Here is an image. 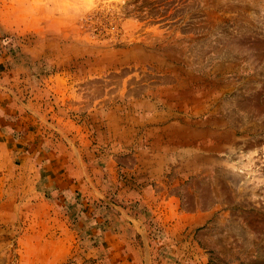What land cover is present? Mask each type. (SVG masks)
Returning a JSON list of instances; mask_svg holds the SVG:
<instances>
[{
	"label": "rangeland",
	"instance_id": "374dc122",
	"mask_svg": "<svg viewBox=\"0 0 264 264\" xmlns=\"http://www.w3.org/2000/svg\"><path fill=\"white\" fill-rule=\"evenodd\" d=\"M0 264H264V0H0Z\"/></svg>",
	"mask_w": 264,
	"mask_h": 264
}]
</instances>
